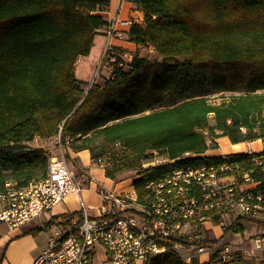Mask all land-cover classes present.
Returning a JSON list of instances; mask_svg holds the SVG:
<instances>
[{
	"label": "trees",
	"instance_id": "1",
	"mask_svg": "<svg viewBox=\"0 0 264 264\" xmlns=\"http://www.w3.org/2000/svg\"><path fill=\"white\" fill-rule=\"evenodd\" d=\"M128 1L143 15L129 33L158 57L112 62L103 83L85 92L75 62L107 24L96 11L109 0H0V190L46 175L47 151L25 145L36 135L80 136L69 146L87 149L91 159L105 156L109 178L138 169L132 186L139 198L146 182L175 167L222 162L200 155L219 136L232 143L264 139V0ZM181 82L219 94L158 108ZM154 152L174 162L142 166ZM229 157L248 163L252 155ZM242 221L224 232L234 225L242 231ZM144 264L206 263H186L167 250Z\"/></svg>",
	"mask_w": 264,
	"mask_h": 264
},
{
	"label": "built area",
	"instance_id": "2",
	"mask_svg": "<svg viewBox=\"0 0 264 264\" xmlns=\"http://www.w3.org/2000/svg\"><path fill=\"white\" fill-rule=\"evenodd\" d=\"M142 23L143 17L137 16L111 19L103 26L102 56L126 66L132 55L123 58V49L113 40L135 42L123 28ZM245 152L252 155L248 163L221 154L222 162L175 167L146 182L142 198L134 188L122 191L97 183L100 203L95 215L88 214L84 205L76 213L54 211L67 194L80 193L85 185L62 155L48 154L42 179L24 186L6 182L0 190V224L8 230L32 223L43 229L46 245L30 264H144L167 250L186 263L204 254L206 260L199 259L200 263L241 264L236 262L242 258L240 244L213 242L200 230L214 219L224 226V215L234 222L246 218L255 229L248 236L252 252L264 250V177L258 175L264 171V156L256 155L250 147ZM95 162L105 168L101 158ZM89 177L88 183L93 180ZM238 228L234 225L231 229L240 232Z\"/></svg>",
	"mask_w": 264,
	"mask_h": 264
},
{
	"label": "rangeland",
	"instance_id": "3",
	"mask_svg": "<svg viewBox=\"0 0 264 264\" xmlns=\"http://www.w3.org/2000/svg\"><path fill=\"white\" fill-rule=\"evenodd\" d=\"M128 41H131V40H128ZM136 45L135 47H133L134 49H130L124 46L119 47L120 49L121 48L123 49V51H121L123 52L122 54L123 58L128 60V58L131 55L133 56L134 54H138L141 56H149L152 58L158 57V55L154 52L153 48H151L150 46L138 45L137 47ZM109 70H110V62H108V60H106L100 53L98 54L97 58L95 57V59H93V63L83 66L82 69L79 71L76 70V75L90 76L92 74L91 81L84 80L86 83L83 85V88L85 89V92H86L90 84H92L93 82L102 84L103 80L105 79V76L109 74ZM218 94L219 93H216L210 90L207 86L199 88L195 85H190L187 82H181L180 85L175 89V91H172L171 93H169L166 99L164 100V102L157 107L159 108V107L169 106L173 103L179 102L182 99H185L186 97H190V96L205 95L213 99V98H217ZM209 122H213L212 117H209ZM71 139L73 141L81 140L80 136H75ZM71 139L69 137L64 138L62 134L60 135L59 133L57 135L49 136V137L36 135L32 140L26 142L25 145H27L30 148L32 147L43 148L47 151L48 154L62 155L66 159L68 166L73 170L77 180L84 182L85 186H87L89 185L88 182L90 180V177L88 176L89 173L87 172L86 167L82 165L83 159L81 157H76L75 155H73V151L75 150L69 146L70 144L69 141ZM260 139L264 140L263 138H260ZM241 142H245V145H246L245 150L246 148L247 149L249 147L251 148L249 144L250 141H241ZM213 144L214 145L213 146L211 145L210 148L211 147L218 148V151L220 150L224 151L223 147H221L220 144L219 146L217 145V143L215 142V139H214ZM228 154H231V153H228ZM101 158L102 160H104L105 156H102ZM95 161H96V158L95 159L90 158L91 165H96L97 163ZM166 161L174 162V160H168L167 158H164L163 156L158 155L156 152L151 153V157L149 155V158L145 160L146 163L152 162L153 164L151 165L164 164V162ZM137 173H138V169L124 170L121 173H119L114 179V182H115L114 189L120 190V188L123 189L127 187L130 180H133L134 178H136ZM81 196L84 199V204H88V203L96 204L97 203V196L92 191H82ZM74 204H76V201L74 200L73 197H71L69 201L64 202L63 204H59V206L57 207H54V211H61V210L63 211L64 209L67 210L69 206L73 207ZM226 216H230V215H224V219H225L224 226H222L220 222L216 221V219H214V221L209 220L208 222H205L206 223L205 229L202 227V230H200L201 233H203V235L206 238L214 240L219 243L220 242H230L233 244L234 243L240 244L243 251L241 252L242 258H241V261H239V263L264 264V250H258L257 252H255V254L251 250L252 245L250 243V238H248V236H250L251 234H253V232H255L252 222L244 218L242 219L243 220L242 221V226H243L242 231L235 232V231H232V229H229L224 232L223 230L224 228L234 223L232 219H230L229 217L226 218ZM0 226L5 227L2 224H0ZM44 233L45 232L43 230H40L36 234H39L41 236L40 238L44 239V246H45L46 243H45ZM242 233H244L245 235L243 236ZM204 256H205L204 258H206V255ZM197 258L198 260L199 259L202 261L204 260V258H200V256H197Z\"/></svg>",
	"mask_w": 264,
	"mask_h": 264
},
{
	"label": "crops",
	"instance_id": "4",
	"mask_svg": "<svg viewBox=\"0 0 264 264\" xmlns=\"http://www.w3.org/2000/svg\"><path fill=\"white\" fill-rule=\"evenodd\" d=\"M98 14L102 16V18L107 21H111L115 16L120 18H130L131 16L143 17L142 12L136 8V6L128 1L122 0L120 7H119V0H109L108 6L104 10L96 11ZM103 28L101 27L97 30V34L94 36L93 45L90 49V53L85 56H79L77 61L75 62L74 71L76 75V70H81L83 66L93 63V59L97 58L98 54L102 52L103 46L105 44L106 37L103 33ZM127 33L129 27L123 28ZM114 44L117 47H127L130 49H134L135 43L128 41L127 39H114ZM138 47V45H136ZM122 49V48H121ZM141 56V55H140ZM95 66V65H93ZM78 79H82L85 81H91L92 74L90 76H78ZM106 77V76H105ZM212 123V122H211ZM215 142L219 146L223 147L224 151H218V148H209L205 152H203L202 156H220L221 154L225 153H237V152H245V142H237L232 143L228 139L227 136H219L215 138ZM251 149L258 153L264 149V140L258 138L249 142ZM73 155L76 157H81L82 165L86 167L88 175L93 177V180L89 183V185L85 186L81 190L82 191H92L97 196V203L92 204H84V199L80 193H69L64 198V200L59 203L63 204L71 199L74 198L76 204L73 207H68L67 210L55 211V212H77L79 208L84 205L86 207L88 214L95 215L97 214L98 210L97 207L100 203V197L98 193H96L97 183L102 184L106 188H115L114 179L105 176V168L98 167V165H91L90 164V155L89 151L86 149L80 151H73ZM85 185V183H84ZM133 189L132 180L128 183L127 187L120 188V190H128ZM59 204L57 206H59ZM56 206V207H57ZM39 227L36 224H28L23 226L18 230H8L6 227L0 226V264H30L33 258L44 248V239L40 238L39 234L28 232L32 228ZM43 230V229H41ZM27 233H23V232ZM45 234V243H46V233ZM203 256V257H202ZM204 254L200 255V258H204ZM206 260V258H204ZM203 260V261H204Z\"/></svg>",
	"mask_w": 264,
	"mask_h": 264
}]
</instances>
